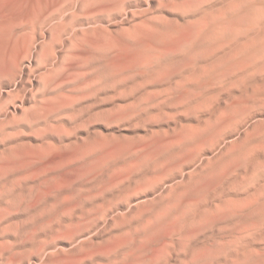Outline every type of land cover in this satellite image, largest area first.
Masks as SVG:
<instances>
[{"label":"rangeland","instance_id":"374dc122","mask_svg":"<svg viewBox=\"0 0 264 264\" xmlns=\"http://www.w3.org/2000/svg\"><path fill=\"white\" fill-rule=\"evenodd\" d=\"M263 46L264 0H0V264H264Z\"/></svg>","mask_w":264,"mask_h":264},{"label":"bare ground","instance_id":"6f19581e","mask_svg":"<svg viewBox=\"0 0 264 264\" xmlns=\"http://www.w3.org/2000/svg\"><path fill=\"white\" fill-rule=\"evenodd\" d=\"M43 12L41 11V12H38V15H39V17H41V14H42ZM54 16V15H53ZM263 42V41H262ZM264 47V46H263ZM253 49V48H252ZM256 52V51H255ZM262 56V55H261ZM263 63V62H262ZM251 68V67H250Z\"/></svg>","mask_w":264,"mask_h":264}]
</instances>
